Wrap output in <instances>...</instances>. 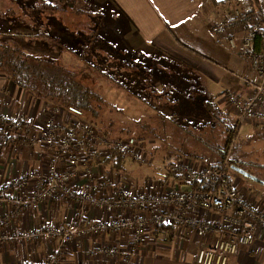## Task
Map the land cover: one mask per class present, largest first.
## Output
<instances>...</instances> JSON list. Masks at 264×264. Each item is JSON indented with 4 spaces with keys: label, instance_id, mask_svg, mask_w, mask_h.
I'll return each instance as SVG.
<instances>
[{
    "label": "crops",
    "instance_id": "1",
    "mask_svg": "<svg viewBox=\"0 0 264 264\" xmlns=\"http://www.w3.org/2000/svg\"><path fill=\"white\" fill-rule=\"evenodd\" d=\"M230 1L245 9H249L254 2L0 0V27L17 28L16 31H0L23 33L32 28L29 29L32 38H23L24 44L30 41L32 52L48 55L69 67H83L84 59H92L95 60V68L101 70L108 67L106 70L112 75L126 76L128 90L132 94L121 92L118 81L103 82L105 89L111 90L112 100L114 98L113 101L125 110L128 124L132 126L134 133H137L140 127L138 123L142 118L152 115L149 107L155 108L152 101L154 98L139 93V89L148 90V77L142 78L135 69H127L120 63L117 54L121 44L128 49L125 57L130 59L131 55L133 61L138 51L148 56H166L188 66L199 74L203 89L216 96L214 101L217 106H224L227 111H232L238 120L237 113L228 102V96H248L254 89L256 75L251 59L245 55L246 49L240 37L244 29L236 33L238 38L235 48L230 45L229 33L217 32V27L224 22L225 8ZM256 2L259 3L258 0ZM107 59H110L108 64L105 61ZM114 59H117V62ZM153 82L158 88L159 94L155 95L159 100L163 95L161 90L164 89V83L161 84L158 79ZM150 85L153 88L154 85ZM54 106L59 105L36 97L31 91L0 73V112L29 118L33 124V129L20 133L14 143L0 145V200L4 198L3 186L6 181L29 171L40 172L46 168L51 149L44 138L48 132L47 119ZM59 107L61 111L55 116L58 124L68 126L70 123L81 121L92 125L84 119L85 117ZM247 121L252 123L253 127H260L264 133V120ZM34 137L36 142L32 144L30 142ZM101 137L102 140H110L108 137ZM102 140L96 142L94 147L81 150L80 163L76 167L77 174L71 184L74 189L84 191L92 183L99 182L102 186L97 196H110L119 186L129 193L163 194L170 193L175 186L186 187L183 179L173 175L170 170V157L182 154L175 146L162 141L161 137L151 135L140 140L134 139L136 141L133 145L128 143L132 149L143 148L142 154L150 157L149 164L134 160L124 152V163H111L108 157L112 141H109V146ZM159 150L164 153H159ZM190 159L195 167L208 165L200 158ZM86 164L93 166V179L85 173ZM231 179L239 193L264 212V188L250 190L243 188L242 180H238L239 185L232 176ZM105 180L107 183L103 185L101 182ZM261 184L264 186L263 182ZM33 192L34 183L30 182L25 188L16 187L13 190V200L0 202V230L17 234L12 241L0 242V264L40 263L55 252L61 238L27 241L21 237L20 232L24 229L42 228L48 224L69 227L78 218L80 207L69 195L60 201L45 202L37 210L27 209L17 213L15 200L31 197ZM167 209L173 210L171 206H167ZM127 213V210L121 211L123 215ZM187 214L194 219L206 217L219 221L222 218L215 210L190 209ZM86 215V222H94L111 214L102 208L91 206ZM164 225L173 227H150L144 240L139 243H135L133 234L125 230L75 238L63 246L59 264H121L128 258L132 264H196L199 249L211 239L195 235L188 240L183 226L175 223ZM133 246H136V251H132ZM110 247L118 248V254L112 256L104 252V249ZM228 264H264V229L258 228L252 243L243 245L238 254L230 257Z\"/></svg>",
    "mask_w": 264,
    "mask_h": 264
},
{
    "label": "built area",
    "instance_id": "2",
    "mask_svg": "<svg viewBox=\"0 0 264 264\" xmlns=\"http://www.w3.org/2000/svg\"><path fill=\"white\" fill-rule=\"evenodd\" d=\"M253 1L249 9L230 1L225 8L224 22L217 27L219 34L229 33V42L233 48L237 46L236 33L244 29L240 37L246 49L245 55L251 59L256 75L252 93L248 96H228V102L237 113L239 124L248 119L264 120V0H258L259 3ZM259 35L262 37L261 47L257 49L255 41ZM60 110L59 106L52 107L47 119L48 132L44 139L51 154L46 168L40 172L29 171L6 181L3 186L4 198L0 200H13V190L16 187L25 188L33 182L32 196L15 200L17 213L27 209L37 210L45 202L60 201L66 195L74 198L80 207L78 218L69 227L48 224L42 228L20 232L21 237L27 241L61 238V243L53 254L40 263L30 264H59L63 246L75 238L125 230L133 234L135 243H139L144 240L150 227L159 229L169 223L183 226L188 240L195 235L211 239L199 249L196 264H228L230 257L238 254L243 245L252 243L258 228L264 229V212L241 195L234 186L228 157L219 167H195L189 157L172 156L171 173L180 176L186 187L175 186L167 194L129 193L119 186L110 196H97L102 186L99 182L92 183L84 191L74 189L71 184L77 174L81 150L94 147L102 137L94 126L86 122H74L67 127L58 124L55 114ZM32 129L33 124L29 118L0 112V145L14 143L20 133L30 132ZM102 141L109 146L111 144L107 139ZM35 142L34 137L30 143ZM119 146L134 160L150 163L147 155L135 151L128 143L122 142ZM85 173L91 179L95 177L91 164H86ZM101 183L105 185L107 180ZM91 206L102 208L111 215L105 219L86 222V214ZM167 206H171L173 210L169 211ZM190 209L215 210L222 218L219 221L206 217L194 219L187 214ZM123 210L128 213L121 214ZM16 235L0 230V242L12 241ZM118 251L116 247L104 249V252L112 256L117 255ZM132 251H136V246H133ZM121 264L132 262L128 258Z\"/></svg>",
    "mask_w": 264,
    "mask_h": 264
},
{
    "label": "trees",
    "instance_id": "3",
    "mask_svg": "<svg viewBox=\"0 0 264 264\" xmlns=\"http://www.w3.org/2000/svg\"><path fill=\"white\" fill-rule=\"evenodd\" d=\"M24 37L29 40L32 38V33L0 31V73L7 75L19 86L31 91L36 97L85 117L84 119L87 122L96 126L102 136L108 137L112 141V145L109 148L110 156L108 160L115 165L124 163L126 155L119 146V141L123 139L116 136L118 133L133 131V129L124 118L126 116L125 110L110 98L112 95L111 90L105 89L103 81L109 83L118 81L120 91L128 95L129 93L132 94L128 90V78L126 76L112 75L105 68L101 70L97 67L95 68L93 65L95 60L92 59H84L83 67L66 66L62 61L53 59L48 55L32 52L30 41H27L25 44L21 42L20 39ZM261 38L260 35L256 38L255 47L257 49L261 47ZM127 51V47H124L122 44L119 46V54L117 55H119L120 63L125 65L127 69H135L142 78L148 77L150 80L148 90L139 89L140 95L152 96V93L158 94V88L154 85L153 81L158 79L161 81V84L164 83V89L161 90V94H163L161 96L162 99H157V105L153 103L155 109L159 108L157 113L159 119L156 120L162 121L164 116L169 112L175 114L170 109H168V112L160 110V107L165 108L163 107L164 105L170 106L166 102L167 99H173V102H176V105L180 106L183 100H189L188 104H191L192 98L199 97L203 108V114L201 113L200 116L202 120L193 121L198 126L205 127L206 124H210L211 122L224 123L226 121L225 116L229 117L231 114V111H227V108L224 106H217L214 101L216 96L210 92L208 94L203 89L204 86L199 81V74L188 66L166 56H148L138 51L133 61L131 55L130 59L125 57V52ZM129 54H131V50ZM105 61L108 63L110 59ZM151 83L155 88L154 86L152 88ZM160 101H163L162 105L159 104ZM162 112L164 114H161ZM113 113L117 115L115 119L112 117ZM165 119V122H167L168 118L165 117ZM146 120H148V117H146ZM142 124H144L143 120L138 123L139 126ZM145 124H148V127L151 129L150 135L161 137L162 141L172 146L171 137L160 135L161 133L157 130L158 128L154 127L152 129L151 122ZM168 125H171L169 126L170 130H174L177 123ZM176 127L178 130L184 129L183 127L180 128V126ZM225 130L227 131V142L218 148L223 155V159L227 157L228 150L231 148V144L237 133L235 127L231 125H226ZM178 151L182 154L180 155L182 157L187 156L202 159L198 155L192 156L180 150ZM223 162L224 160L216 161L214 164L208 165L219 167ZM237 166L238 164H236L235 160L229 159V168L235 170ZM171 227L173 226L163 225L160 228L171 229Z\"/></svg>",
    "mask_w": 264,
    "mask_h": 264
},
{
    "label": "rangeland",
    "instance_id": "4",
    "mask_svg": "<svg viewBox=\"0 0 264 264\" xmlns=\"http://www.w3.org/2000/svg\"><path fill=\"white\" fill-rule=\"evenodd\" d=\"M6 29H9L10 31L17 30V28L13 27H0V30ZM29 29H27V32L23 33L31 32L29 31ZM20 40L21 42H23L24 39L21 38ZM92 52L93 50L91 51V53ZM114 61L117 62V59H114ZM107 68L108 67H105V69ZM155 94L157 93L151 94L153 96L152 98L155 97L152 101L157 105V98ZM110 98L112 97L110 96ZM162 102L163 101H160L159 104H161ZM166 102L170 106L167 107L166 105H164L163 107L165 108L160 107V110L162 109L165 110V112H168V109H170V111L174 112L175 114H171L169 112L166 116H164L162 121L156 120L159 119L157 117L159 108L155 109L152 106L150 107V109L152 110V115L148 116V120H146V117L142 118L144 124H142L140 128H138L137 133L133 134V131H124L122 133H118L116 137L120 139L122 138L125 142L133 145V143H135L134 141H136L134 139L140 140L141 137L151 136L149 134L151 129L148 127V124H145L151 122V127H153L152 129H154V127L156 129L158 128L157 130L162 135L171 137L172 146L174 145L176 149L188 155H198L207 164H214L216 161L224 160L223 155L218 150V148L226 144L227 131L225 130V128L226 125H231L235 127L237 131L233 143L231 144V148L230 150H228L227 154V157L229 159L235 160L236 164H238L235 170L233 168H229L233 180H236L237 182L239 179L242 180L244 182L242 184L243 188H249L250 190L256 188H264V186L261 184V182L264 183V133L260 127H253L252 123H249L247 120L244 121L242 125L239 124L237 117L232 111L229 117L225 116V124L211 122L210 124H206L205 127L198 126V124H194L193 121L202 120L200 116L201 113L203 114V108L201 106L202 102L200 101L199 97L195 99L192 98L191 104H188L189 100H183L180 103V106L176 105V102H173V99H167ZM57 113L55 114V116H57ZM161 114H164V112H162ZM112 117L115 119L117 115L113 113ZM165 117L168 118L167 122H165ZM124 118L126 120L128 119L127 116H125ZM175 123H177L176 126H180V128L183 127L184 129L178 130L175 126L174 130H170L169 126L171 125L168 124ZM71 124L72 123H70V125ZM62 126L67 127L66 124H62ZM139 148L140 147H135L134 150L143 153V148ZM159 153L163 154L164 152L159 150ZM133 164H135V162ZM239 169L244 171V173L240 172ZM245 173L257 177L259 180L252 178ZM238 184L240 185V181L238 182Z\"/></svg>",
    "mask_w": 264,
    "mask_h": 264
},
{
    "label": "water",
    "instance_id": "5",
    "mask_svg": "<svg viewBox=\"0 0 264 264\" xmlns=\"http://www.w3.org/2000/svg\"><path fill=\"white\" fill-rule=\"evenodd\" d=\"M239 171L240 172H242V173H244V171H242L241 169H239ZM246 175H249L250 177H252V178H255V179H257V180H259L257 177H254V176H252V175H250V174H247V173H245ZM261 181V180H260Z\"/></svg>",
    "mask_w": 264,
    "mask_h": 264
}]
</instances>
